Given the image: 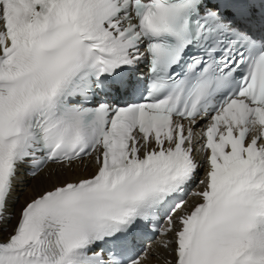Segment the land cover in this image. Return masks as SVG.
Listing matches in <instances>:
<instances>
[{
  "label": "snow or ice",
  "instance_id": "1",
  "mask_svg": "<svg viewBox=\"0 0 264 264\" xmlns=\"http://www.w3.org/2000/svg\"><path fill=\"white\" fill-rule=\"evenodd\" d=\"M161 259L264 264V0H0V264Z\"/></svg>",
  "mask_w": 264,
  "mask_h": 264
},
{
  "label": "bare ground",
  "instance_id": "2",
  "mask_svg": "<svg viewBox=\"0 0 264 264\" xmlns=\"http://www.w3.org/2000/svg\"><path fill=\"white\" fill-rule=\"evenodd\" d=\"M79 174H81L79 172V170H77L74 173L71 174H65L64 176H62L61 178H73L78 176ZM47 185V179L44 176H38L37 178L33 179L31 178L28 182V186L26 187L25 190L23 191H15V193H13V195H17V199L15 201H13L12 203V207H18L20 204H22L23 202H25L26 199L30 198L31 196L34 195V190H36L37 188L41 187V186H46ZM17 193V194H16Z\"/></svg>",
  "mask_w": 264,
  "mask_h": 264
}]
</instances>
